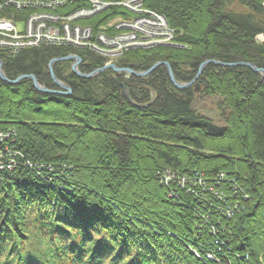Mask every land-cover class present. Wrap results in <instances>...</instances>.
Instances as JSON below:
<instances>
[{"label":"trees","instance_id":"16d2710c","mask_svg":"<svg viewBox=\"0 0 264 264\" xmlns=\"http://www.w3.org/2000/svg\"><path fill=\"white\" fill-rule=\"evenodd\" d=\"M150 1L183 32L182 44L130 49L120 66L145 71L167 61L180 82L192 81L208 59L264 68V41L257 40L264 36L263 0ZM69 54L82 57L83 72L104 66L88 51L51 46L0 59L9 79L34 74L58 89L49 63ZM53 69L70 95L41 92L30 79L0 78V131L15 135L0 148V264H264L261 74L211 63L196 80L198 89L177 88L162 65L143 77L120 75L133 102H150L140 107L112 70L82 78L72 61ZM204 98L216 102L222 123L197 110ZM166 168L189 176L202 171L210 179L224 173L218 188L228 203L237 197L227 182L237 180L250 195L245 211L229 219L223 201L197 187L198 194L178 187L170 197L158 180ZM28 214L72 241L42 254L24 250ZM91 232L107 240L100 243Z\"/></svg>","mask_w":264,"mask_h":264},{"label":"built area","instance_id":"2783aa9c","mask_svg":"<svg viewBox=\"0 0 264 264\" xmlns=\"http://www.w3.org/2000/svg\"><path fill=\"white\" fill-rule=\"evenodd\" d=\"M93 5L87 10H70V5H80V0H0V56H14L21 50L29 47L39 46H61L63 48L90 49L98 48L100 39L105 50L102 54L108 56L110 61L119 59L130 49L152 48L157 45H170L176 43L179 33L170 27L165 17L154 11L152 8H144L143 0H89ZM113 5H121L129 9L131 15H120L117 17V27L131 28L119 39H112L107 32L98 35L96 40H92V27L80 26L78 19L85 15H91L96 10L100 11ZM264 4V2H263ZM110 5V6H109ZM89 11L90 14H83ZM96 11V12H97ZM143 13L149 14L145 17ZM145 21V22H144ZM108 23V22H107ZM107 23L100 29H107ZM148 24V25H147ZM128 38V40L126 39ZM263 39V35H259ZM117 45L116 52H112L111 46ZM88 47V48H87ZM91 50V49H90ZM117 59V60H118ZM1 60V59H0ZM15 136L13 133H3L0 131V142ZM170 171H162L159 175L167 180H171ZM181 175H175L174 180ZM224 173H219L217 177L207 180L200 178L197 182L189 180V176L183 177L176 182L177 186L187 191L194 192L197 187L206 195H212L223 201L224 214L227 218L234 217L238 209H245L250 195L240 188L237 180L230 182L234 188V195L237 200L228 203L227 195L218 187L221 182H225ZM172 181V180H171Z\"/></svg>","mask_w":264,"mask_h":264},{"label":"rangeland","instance_id":"374dc122","mask_svg":"<svg viewBox=\"0 0 264 264\" xmlns=\"http://www.w3.org/2000/svg\"><path fill=\"white\" fill-rule=\"evenodd\" d=\"M81 1H82V3H80V5H78V6H77V4H75L74 6L70 5L69 9L75 10L78 8L79 10H82V9L87 10L85 8H89V6L93 5L89 0H81ZM143 1H144V5H145L144 8L145 9H147L146 7L151 8V9L153 8L150 0H143ZM263 2H264V0H263ZM113 4H114V1H113V3L110 4L111 6L109 5L110 6L109 8H105V9H102L100 11L96 10L97 12L95 11L91 15H85L82 18L78 19V23L80 26L84 27L85 25H88V26L92 27V40H96L98 38V35L103 33V32H107L108 36H110L112 39L116 40V39H119L122 35H125V33L130 32L132 30L131 28L117 27L118 24L116 21H117L118 16H120V15L127 16V15H131L132 13L127 8L123 9L122 7H124V6L113 5ZM263 6H264V4H263ZM154 11L163 15L162 13L156 11L155 9H154ZM83 14H90V12L87 11ZM143 15H145V17L149 16V14H147V13H143ZM165 19L167 20L166 17H165ZM167 22H168V20H167ZM106 23H107V29H105V28L100 29V27L102 25H105ZM170 27H172V26L170 25ZM175 33L176 34L179 33L180 36L183 35V32L180 31L179 29H175ZM179 37H178V39H179ZM258 37H259V35L257 36V40L259 42L264 41V38L260 39ZM126 39L128 40V38H126ZM178 39H177L176 43L170 44V45H181L182 43H180L178 41ZM39 47H42V46H39ZM51 47L62 48L61 46H55L54 44H52ZM116 48H117V45H113L110 47V49H113V50H111L112 52H116ZM72 49L83 50V51H88L89 53H93L95 56L99 57L100 59H102L104 61V65L109 64V63H113L114 61H116L118 59L117 58L113 61H110L108 56L101 53V51L105 50V48L102 47V43H101L100 39L98 41V48H90L91 50L90 49L88 50V49H84V48L75 49L72 47ZM138 49H140V48H138ZM124 54L118 60H120L124 56ZM123 74H126V73H123ZM129 75H131V74H129ZM195 107L197 108V110L200 113L211 117L215 122L222 123V120L220 119L219 114L217 112L216 102L214 100H212L211 98H204V99L198 100L195 103ZM35 218H36V214H32V215L28 214L27 215L26 220H27L28 226H30V228L28 231L29 232V239H26L24 241V248H25L24 250L29 249L31 251L42 254L49 247H51L52 249L55 248L57 243L58 244L63 243V242L68 243V242L72 241V238L70 236H67L65 233H62L60 235V238H57L54 235L50 234L49 233L50 229L48 227H41V225H39L40 222L35 221ZM203 226H204V224L200 223L198 228H203ZM211 230L214 234L218 233L217 228L215 226H211ZM220 231H222V230H220ZM91 234H92L93 239H95L96 241H99L100 243L105 242L107 240V237L103 233L91 232ZM49 242H51V243L54 242V244L50 245ZM30 244H31V246H30ZM93 245H95V243ZM104 253H106V255H107V250ZM195 253L198 256L197 251H195ZM207 257L209 259H215L214 255L212 253H207ZM217 261H219V260L217 259Z\"/></svg>","mask_w":264,"mask_h":264},{"label":"water","instance_id":"95a60500","mask_svg":"<svg viewBox=\"0 0 264 264\" xmlns=\"http://www.w3.org/2000/svg\"><path fill=\"white\" fill-rule=\"evenodd\" d=\"M58 61H72L73 72L82 78H92V77L100 75L101 73H103L107 70H112L115 73V75L113 77L114 81L122 87V89L124 91V95L131 101H132V99H131L128 87L125 83L122 82V80L120 79V75H122L123 73H127V74H131L134 76L143 77V76L150 74L152 71H154L157 67H159L161 65L165 66L172 83L179 89L186 88V87L191 86L193 84L195 85L196 89H198L199 83H197L196 80L202 74L204 67L210 63L220 65V66H247V67H250L253 71L261 74L262 79H264V68H260L251 62L224 63V62H220V61L215 60V59H209V60H206L205 62H203L200 65V68H199V71H198L196 77L190 82L178 81L174 75V72L172 70L171 65L167 61H159V62L155 63L153 66H151L148 70H145V71H136L132 68L122 67V66L118 65L117 63H109V64H105L103 67H99V68L93 70L92 72L88 73V72H83L80 69L82 57L77 55V54H69L68 56H65V57H56L50 61V63H49L50 74H51L53 82L58 86V89H50V88L42 85L38 81L37 77L34 74H22L13 80L9 79L3 71V60H0V78L4 81L8 82V83H11V84H17L18 82H20L23 79H30L33 81L34 86L41 92L49 93V94H60V95L67 96V95H70L72 93L71 87L66 82L59 79L56 76L54 69H53L54 64ZM133 103L136 104L137 106L142 107V106H147L150 102L147 104H137L135 102H133Z\"/></svg>","mask_w":264,"mask_h":264},{"label":"bare ground","instance_id":"6f19581e","mask_svg":"<svg viewBox=\"0 0 264 264\" xmlns=\"http://www.w3.org/2000/svg\"><path fill=\"white\" fill-rule=\"evenodd\" d=\"M158 46V45H157ZM209 60V59H208ZM118 61L119 60H116V61H114L113 63H117L118 64ZM206 61V60H205ZM204 61V62H205ZM221 62V61H220ZM211 64V63H210ZM119 65V64H118ZM216 65V64H215ZM220 66V65H219ZM225 67V66H224ZM7 146L4 144V142H0V148H3V149H5ZM166 170H168V171H170L171 173H170V175H171V180H167V179H165L164 177H161V176H159L158 177V180H159V182H160V184L162 185V186H164L168 191H169V196L170 197H174V198H176L175 196H177V189H178V186H177V184H176V182H178V181H181V179L183 178V177H187V176H189V175H187V174H178L177 172H175V171H173L172 169H169V168H166V169H164L163 171H166ZM175 175H181V176H179L178 178H176L175 180H174V177H175ZM200 178H203V179H205V180H207L208 179V176L204 173V172H202V171H196L195 173H193L192 175H190L189 176V180L190 181H193V182H197ZM240 184V183H239ZM240 188L241 189H245L241 184H240ZM243 211H245V209H238V212L239 213H243Z\"/></svg>","mask_w":264,"mask_h":264}]
</instances>
